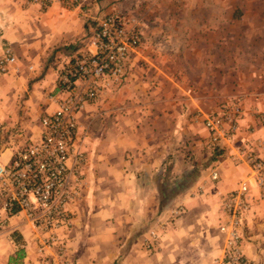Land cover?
Here are the masks:
<instances>
[{
    "label": "crops",
    "instance_id": "obj_1",
    "mask_svg": "<svg viewBox=\"0 0 264 264\" xmlns=\"http://www.w3.org/2000/svg\"><path fill=\"white\" fill-rule=\"evenodd\" d=\"M142 7V34L136 18L110 15L138 30L140 44L129 51L122 81L105 82L76 115L82 180L66 207L62 251L40 249L34 230L13 217L14 231L0 234V264H213L225 251L219 227L229 223L222 200L244 183L241 250L245 264H264V189L239 155L247 149L264 159V0H145ZM81 30L77 11L58 3L42 9L0 0V54L15 57L0 75L3 162L38 138L40 119L57 107L63 69L94 50L55 51ZM234 107L236 130L224 137L222 125L215 153L204 122ZM177 208L155 251H146L149 232Z\"/></svg>",
    "mask_w": 264,
    "mask_h": 264
},
{
    "label": "built area",
    "instance_id": "obj_2",
    "mask_svg": "<svg viewBox=\"0 0 264 264\" xmlns=\"http://www.w3.org/2000/svg\"><path fill=\"white\" fill-rule=\"evenodd\" d=\"M25 1L42 9L51 5V0ZM92 40L94 50L75 57L63 69L58 79L57 107L40 119L38 138L26 148L14 151L7 161L0 160V234L14 231L11 219L20 217L23 224L34 230L40 249L57 246L62 251L63 234L71 226L66 207L79 197L83 157L76 151V115L99 97L108 85L105 82H121L125 61L129 51L139 46L140 34L128 30L124 21L108 17L101 21ZM14 63V55L4 50L0 54V75L7 73ZM238 115L239 110L234 107L230 114L205 120L215 153L222 125L228 124L222 135L230 136L236 130ZM247 151L242 149L239 155L250 165L256 184L263 190L264 159ZM216 177L213 173L212 179ZM247 193L244 183L222 200L229 223L219 227L226 237L225 251L223 259L213 264H245L238 227L240 216L249 209ZM181 212L182 208L173 210L167 220L160 221L149 232L150 239L144 244L146 251H155L159 232L167 230L170 220Z\"/></svg>",
    "mask_w": 264,
    "mask_h": 264
},
{
    "label": "rangeland",
    "instance_id": "obj_3",
    "mask_svg": "<svg viewBox=\"0 0 264 264\" xmlns=\"http://www.w3.org/2000/svg\"><path fill=\"white\" fill-rule=\"evenodd\" d=\"M23 1L27 3L25 0ZM143 1L145 0H51V4L58 3L62 9L77 11L82 30L71 44H74L78 50L86 45H92L93 35L98 30L101 21L113 17L110 16L112 14L136 18L137 21L139 20V31L142 34L145 29L143 19L140 18L144 11ZM134 31L138 32V30Z\"/></svg>",
    "mask_w": 264,
    "mask_h": 264
},
{
    "label": "trees",
    "instance_id": "obj_4",
    "mask_svg": "<svg viewBox=\"0 0 264 264\" xmlns=\"http://www.w3.org/2000/svg\"><path fill=\"white\" fill-rule=\"evenodd\" d=\"M68 48L69 49L71 48L73 51L77 49V47L74 44H68L67 46H60V47L56 48L55 51H60V50L64 51L66 49L68 50Z\"/></svg>",
    "mask_w": 264,
    "mask_h": 264
}]
</instances>
